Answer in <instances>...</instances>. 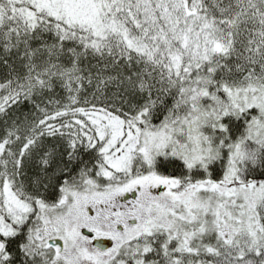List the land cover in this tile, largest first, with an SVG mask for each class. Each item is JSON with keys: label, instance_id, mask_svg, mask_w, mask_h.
Returning a JSON list of instances; mask_svg holds the SVG:
<instances>
[{"label": "snow or ice", "instance_id": "6c2138e0", "mask_svg": "<svg viewBox=\"0 0 264 264\" xmlns=\"http://www.w3.org/2000/svg\"><path fill=\"white\" fill-rule=\"evenodd\" d=\"M0 264H264V0H0Z\"/></svg>", "mask_w": 264, "mask_h": 264}]
</instances>
